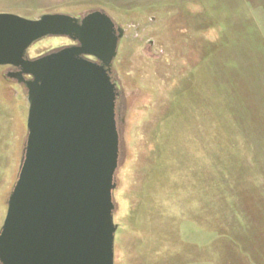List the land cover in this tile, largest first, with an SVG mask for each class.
I'll return each mask as SVG.
<instances>
[{
	"label": "rangeland",
	"instance_id": "obj_1",
	"mask_svg": "<svg viewBox=\"0 0 264 264\" xmlns=\"http://www.w3.org/2000/svg\"><path fill=\"white\" fill-rule=\"evenodd\" d=\"M93 11L124 31L115 264H264V0H0L29 20ZM73 44L48 37L29 57ZM12 71L0 67V231L27 137Z\"/></svg>",
	"mask_w": 264,
	"mask_h": 264
},
{
	"label": "water",
	"instance_id": "obj_2",
	"mask_svg": "<svg viewBox=\"0 0 264 264\" xmlns=\"http://www.w3.org/2000/svg\"><path fill=\"white\" fill-rule=\"evenodd\" d=\"M123 29L104 11L36 20L0 14V67L17 70L27 137L0 231V264H115L119 88ZM48 37L69 47L38 58Z\"/></svg>",
	"mask_w": 264,
	"mask_h": 264
},
{
	"label": "flooded vegetation",
	"instance_id": "obj_3",
	"mask_svg": "<svg viewBox=\"0 0 264 264\" xmlns=\"http://www.w3.org/2000/svg\"><path fill=\"white\" fill-rule=\"evenodd\" d=\"M9 68H10L11 70H13V71H12V72H13V73H12V75H14V76H15V75H16V73H17V70H16L15 68H12V67H9ZM15 77H16V76H15Z\"/></svg>",
	"mask_w": 264,
	"mask_h": 264
},
{
	"label": "bare ground",
	"instance_id": "obj_4",
	"mask_svg": "<svg viewBox=\"0 0 264 264\" xmlns=\"http://www.w3.org/2000/svg\"><path fill=\"white\" fill-rule=\"evenodd\" d=\"M113 197H114V192H113Z\"/></svg>",
	"mask_w": 264,
	"mask_h": 264
}]
</instances>
